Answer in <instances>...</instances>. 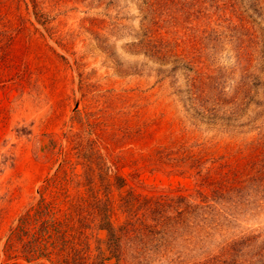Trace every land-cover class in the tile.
<instances>
[{
  "label": "rangeland",
  "instance_id": "obj_1",
  "mask_svg": "<svg viewBox=\"0 0 264 264\" xmlns=\"http://www.w3.org/2000/svg\"><path fill=\"white\" fill-rule=\"evenodd\" d=\"M114 248L264 264V0H0V264Z\"/></svg>",
  "mask_w": 264,
  "mask_h": 264
},
{
  "label": "trees",
  "instance_id": "obj_2",
  "mask_svg": "<svg viewBox=\"0 0 264 264\" xmlns=\"http://www.w3.org/2000/svg\"><path fill=\"white\" fill-rule=\"evenodd\" d=\"M177 198L174 197L173 199H177ZM181 199H182V204L185 205V208H189L190 205L188 203H184L185 202L184 197ZM153 203H155V200H154V202L150 203L153 205L154 212L155 213L159 212L158 218L154 221L155 224L154 225H148L147 223H142L140 229L134 227V233L136 234L135 239L137 242V244H136L137 247L136 248L134 247L135 248L134 254L137 256L139 255V252L141 250H143V252H145L146 254H147V252L152 251L151 249H147V250L141 249L142 244L145 241H148V237L150 235L155 236L157 234H160L161 232H163L165 235L166 221L168 219L167 216L165 215V212H166L165 210H167V209L172 210L174 207V205H171L170 200L168 202H166V200H164V201H160V203H158V202L156 204H153ZM103 229H105L108 232V243L107 244L109 245V243H110V245H111V242H112V245L117 244L116 242L120 238L118 236L119 231L117 232L116 229L113 228L109 223H107ZM124 232L127 233L126 231H124ZM161 240H162V242L160 243V246L163 245L165 242L164 238H162ZM116 249L118 250V248L113 249L114 254H113L112 258L116 259V263H114V264H119V263H121L122 260H121V257H119V252H117ZM115 253H116V255H115ZM98 264H105V263H104V261H101Z\"/></svg>",
  "mask_w": 264,
  "mask_h": 264
}]
</instances>
